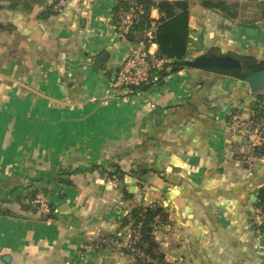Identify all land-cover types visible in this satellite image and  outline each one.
Segmentation results:
<instances>
[{
    "label": "crops",
    "instance_id": "crops-1",
    "mask_svg": "<svg viewBox=\"0 0 264 264\" xmlns=\"http://www.w3.org/2000/svg\"><path fill=\"white\" fill-rule=\"evenodd\" d=\"M53 1L0 0V264H133L108 240L133 237L120 220L135 205L164 208L152 233L169 263L264 264L250 223L264 157L244 181L222 151L228 111H247L264 88L185 66L142 95H110L111 73L136 44L114 30L118 0H66L51 13ZM187 1L185 60L205 53L253 59L250 73L264 66V1L250 16L255 0H227L235 18ZM160 15L151 8L152 21ZM39 189L51 220L33 208Z\"/></svg>",
    "mask_w": 264,
    "mask_h": 264
},
{
    "label": "built area",
    "instance_id": "built-area-1",
    "mask_svg": "<svg viewBox=\"0 0 264 264\" xmlns=\"http://www.w3.org/2000/svg\"><path fill=\"white\" fill-rule=\"evenodd\" d=\"M65 4L66 0H55L52 9L59 12ZM144 13V6L136 0H130L127 6L119 7L115 12L117 20L113 23L117 36L126 39L131 35L134 22ZM154 27L155 22L151 20L149 29L146 31L148 39L152 38ZM166 62V59L158 58L155 52L145 48L143 40L137 41L111 73L110 95L121 97L132 94L142 95L144 90L141 89V86L146 85L150 80H156L162 71L170 70L169 66L165 67ZM145 100L149 106H153L150 100ZM226 123L230 139L222 148L223 154L243 170L244 181H247L255 174L264 157V94L254 95L247 111L241 107L230 109L227 113ZM109 182L117 184L116 179H110ZM32 203L39 216L44 217L45 220L53 218L50 215L52 209L42 190L39 189L35 192ZM250 221L251 226L257 229L264 241V211L254 206ZM126 228L130 230L129 225H126ZM132 232L134 233L133 237L137 238L138 231L132 229ZM96 241V245L101 242V240ZM108 241L115 246L129 248L145 257L140 249L133 246L132 241H120L119 239H109ZM154 264L172 263L165 261L154 262Z\"/></svg>",
    "mask_w": 264,
    "mask_h": 264
},
{
    "label": "trees",
    "instance_id": "trees-1",
    "mask_svg": "<svg viewBox=\"0 0 264 264\" xmlns=\"http://www.w3.org/2000/svg\"><path fill=\"white\" fill-rule=\"evenodd\" d=\"M130 0H118L116 6L113 9L112 18L113 22H116V10L119 7L127 6ZM144 6L145 13L142 14L132 26V34L136 42L143 40L145 45L151 40L157 44L156 56L158 58H164L167 60L165 67L169 66V71H162L156 80H150L146 85L141 86L142 90L148 89L154 84H160L163 78L169 73L176 72L185 66L197 67L194 64V60H185V50L188 41L187 33V20H188V1L187 0H136ZM55 0L53 1V3ZM200 4L209 9L219 11L223 16L227 18H235L237 13L236 4L228 2L227 0H199ZM52 3V5H53ZM49 8L51 13H56L55 10ZM156 8L161 13L158 20L155 21V27L152 30V38L146 37V31L150 26V10ZM242 79L246 74L234 72ZM250 72H247L249 74ZM121 170L119 168L110 172V175L116 177H122ZM254 176V175H253ZM37 191V190H36ZM34 190L33 197L36 192ZM33 205V204H32ZM254 205L264 211V183L260 185L256 190V200ZM51 207V205H50ZM34 208V207H33ZM51 216L54 217V208H52ZM35 210V208H34ZM166 212L160 205L133 206L129 213L120 220V226L125 227L129 225V228L137 227L138 236L133 241V246L143 252L145 257L138 255L135 251H131L129 248L120 247V249L126 253L133 255V264H154V262H165L163 255L158 252V244L153 236V227L158 220H164ZM44 218V217H42ZM118 235L110 236V239H117Z\"/></svg>",
    "mask_w": 264,
    "mask_h": 264
},
{
    "label": "water",
    "instance_id": "water-1",
    "mask_svg": "<svg viewBox=\"0 0 264 264\" xmlns=\"http://www.w3.org/2000/svg\"><path fill=\"white\" fill-rule=\"evenodd\" d=\"M128 38L131 40L132 36L129 35ZM108 57L107 51H102L96 53L93 58L94 68L102 67L101 63L104 62ZM229 61H233L229 63ZM194 64L199 68H204L208 70H217L224 72H238L240 70V61L234 59L230 55H217V54H201L194 59ZM247 82L249 88L252 91H257L264 88V66L252 70L251 73L247 74L244 78ZM124 183L120 182L119 187H123ZM132 190V188H131ZM252 200H256V195L252 194L250 197Z\"/></svg>",
    "mask_w": 264,
    "mask_h": 264
},
{
    "label": "rangeland",
    "instance_id": "rangeland-1",
    "mask_svg": "<svg viewBox=\"0 0 264 264\" xmlns=\"http://www.w3.org/2000/svg\"><path fill=\"white\" fill-rule=\"evenodd\" d=\"M260 1V3H261V1L263 2L264 0H255V1H251L250 3H249V14H250V16L251 15H253V16H258V15H260V13H261V11H260V6H259V4L257 3V2H259ZM251 12H252V14H251ZM241 61H240V73H242V75L243 74H246L247 75V72H249L248 70H250V69H254L255 68V64H254V62H251V61H254L253 59H250V58H248V59H240ZM248 65H250V66H248ZM251 67V68H250ZM261 90V89H260ZM251 222V221H250ZM132 229H135V230H137L138 228L137 227H132L130 230H128L129 231V233L130 234H133V236H134V233L132 232ZM121 236H124V234H122ZM134 239H135V237H127V238H122V239H119L120 241H126V240H128V242L129 241H134Z\"/></svg>",
    "mask_w": 264,
    "mask_h": 264
},
{
    "label": "flooded vegetation",
    "instance_id": "flooded-vegetation-1",
    "mask_svg": "<svg viewBox=\"0 0 264 264\" xmlns=\"http://www.w3.org/2000/svg\"><path fill=\"white\" fill-rule=\"evenodd\" d=\"M239 61H241V60H239ZM233 61H229V63H232ZM248 66H250V65H248ZM251 68V67H250ZM240 71V70H239Z\"/></svg>",
    "mask_w": 264,
    "mask_h": 264
}]
</instances>
